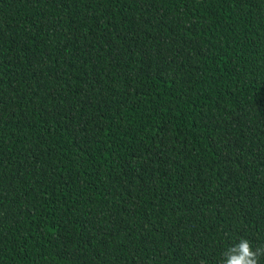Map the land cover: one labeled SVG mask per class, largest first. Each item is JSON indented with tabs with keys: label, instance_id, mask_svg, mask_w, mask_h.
<instances>
[{
	"label": "trees",
	"instance_id": "obj_1",
	"mask_svg": "<svg viewBox=\"0 0 264 264\" xmlns=\"http://www.w3.org/2000/svg\"><path fill=\"white\" fill-rule=\"evenodd\" d=\"M241 238L264 247V0H0V264Z\"/></svg>",
	"mask_w": 264,
	"mask_h": 264
},
{
	"label": "clouds",
	"instance_id": "obj_2",
	"mask_svg": "<svg viewBox=\"0 0 264 264\" xmlns=\"http://www.w3.org/2000/svg\"><path fill=\"white\" fill-rule=\"evenodd\" d=\"M222 256L221 264H261L264 247L254 249L248 239L241 238L238 244L227 248Z\"/></svg>",
	"mask_w": 264,
	"mask_h": 264
}]
</instances>
